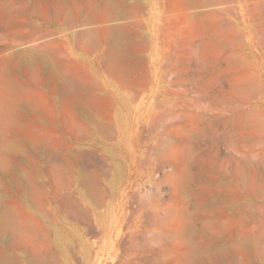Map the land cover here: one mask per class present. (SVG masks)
<instances>
[{
	"label": "rangeland",
	"instance_id": "374dc122",
	"mask_svg": "<svg viewBox=\"0 0 264 264\" xmlns=\"http://www.w3.org/2000/svg\"><path fill=\"white\" fill-rule=\"evenodd\" d=\"M112 2L0 0V102L14 90L20 97L9 119L19 131L12 125L9 137L0 135V193L12 211L19 203L43 219L25 199L36 189L37 196L43 195L45 188L37 187L47 173L92 172L118 185L129 172L133 145L142 174L130 190L139 192L138 198L124 199V207L115 201L106 211L108 221L119 222L117 230L103 238L87 237L100 240L101 262L85 259L84 247L77 243L81 227L53 205L45 207L54 215L44 221L51 240L47 251L77 255L73 264H123L130 258L136 264L141 254L146 258L151 250H164L160 262L151 257L142 263L190 264L184 251L195 241L212 249L191 264H264V0ZM134 7L154 21L155 31L131 24ZM117 25L124 26L121 39L132 56L125 64L104 58L110 46L107 26ZM53 66L62 71L59 76ZM1 73L12 79H2ZM68 77H77L79 92L90 96L83 106L61 90L74 81ZM0 110L3 119L1 103ZM2 137L14 143L3 144ZM31 142L41 147L35 151ZM70 191L75 203L92 205L90 198H80L78 187ZM8 197L15 204L19 198L18 203ZM8 237L13 238L11 231ZM5 246L0 237V250ZM6 255L25 254L8 252L0 260Z\"/></svg>",
	"mask_w": 264,
	"mask_h": 264
},
{
	"label": "bare ground",
	"instance_id": "6f19581e",
	"mask_svg": "<svg viewBox=\"0 0 264 264\" xmlns=\"http://www.w3.org/2000/svg\"><path fill=\"white\" fill-rule=\"evenodd\" d=\"M97 1V0H96ZM184 1V0H182ZM190 0H188L189 2ZM209 1V0H207ZM214 1V0H213ZM224 1V0H223ZM12 2V1H11ZM140 2V1H139ZM212 2V0H211ZM10 3L7 2V4ZM13 3V2H12ZM89 3V1H88ZM107 3V2H106ZM112 3H115L114 0ZM186 3V1H185ZM223 3V2H222ZM6 4V5H7ZM16 4V3H15ZM108 4H111V3H108ZM132 4V3H131ZM216 4V2H215ZM104 5V4H103ZM139 5V4H138ZM182 5H185V4H182ZM97 6V5H96ZM110 6V5H109ZM120 6V5H119ZM193 6V5H192ZM116 7V6H115ZM187 7V5H186ZM191 7V5H190ZM194 7V6H193ZM81 8V6H80ZM113 8V7H112ZM119 8V7H118ZM111 9V7L109 8ZM114 9V8H113ZM130 9V8H129ZM194 9V8H193ZM227 9V8H226ZM81 10V9H80ZM115 10V9H114ZM118 10V9H117ZM144 10V9H143ZM189 10V9H188ZM219 10V9H218ZM90 11V10H89ZM113 11V10H112ZM128 10H126L127 12ZM77 12V11H76ZM120 12V11H119ZM125 12V11H124ZM130 12V11H129ZM133 12V11H132ZM192 12V11H191ZM230 12V11H229ZM71 13V12H70ZM78 13V12H77ZM76 13V14H77ZM89 13V12H88ZM96 13V12H94ZM109 13H111L109 11ZM146 13V12H145ZM100 14V13H99ZM114 14V12H113ZM130 14V13H129ZM177 14V13H176ZM88 15V14H87ZM90 15V14H89ZM104 15V14H103ZM174 15V14H173ZM192 15V14H191ZM195 15V14H194ZM9 16V15H8ZM7 16V17H8ZM68 16V15H67ZM66 16V17H67ZM91 16V15H90ZM89 16V17H90ZM107 16V15H106ZM109 16V15H108ZM208 16V15H207ZM92 17V16H91ZM123 17V16H122ZM125 17V16H124ZM99 19V16L97 17ZM109 18V17H108ZM114 18V17H113ZM126 18V17H125ZM85 19V18H84ZM87 19V18H86ZM85 19V22H87ZM92 21H94L92 18H90ZM111 19V18H109ZM108 19V20H109ZM121 19V18H120ZM128 19H130L131 21V24L134 26V27H137V28H140V29H152L153 31H155V26L154 24H152L153 22H151L150 18L149 17H146L144 14L141 13V11L138 9V8H135L134 7V12H133V15L132 16H129ZM175 19V18H174ZM223 20V18H221ZM90 20V23H92V21ZM103 20V19H102ZM105 20V19H104ZM103 20V21H104ZM113 20V19H112ZM71 21V20H70ZM75 21V20H74ZM111 22V21H110ZM114 22V21H113ZM180 22V21H179ZM231 22V21H230ZM70 23V22H69ZM89 23V22H88ZM87 23V24H88ZM95 23V21H94ZM187 23V22H186ZM198 23V21L196 22ZM74 24V23H73ZM122 24V23H121ZM124 24V22H123ZM122 24V25H123ZM169 24V22H168ZM179 24V23H178ZM77 25V24H76ZM108 25V24H107ZM191 25V24H190ZM196 25V24H194ZM198 25V24H197ZM218 25V24H217ZM230 25V23H229ZM228 25V26H229ZM110 26V25H109ZM109 26H107L106 28L108 29V35L110 37H107V40L110 39V46H108L109 48L107 49V52L105 54L106 57H104L105 59L107 58L109 61L117 64H121V63H124V61L126 60H131L132 59V56H131V53L129 52V50L127 49V47L123 44L122 42V39H121V35L123 32H125V29H124V26H121V25H117L115 27H112L109 28ZM112 26V25H111ZM131 26V25H130ZM98 27V26H97ZM96 27V29H97ZM163 28V26H161ZM160 27V28H161ZM223 27V26H222ZM230 27V26H229ZM95 28V27H94ZM93 28V29H94ZM105 28V27H104ZM127 28V27H126ZM128 28L130 29V27L128 26ZM15 29V28H13ZM106 29V30H107ZM164 29V28H163ZM173 29V28H172ZM231 29V28H230ZM218 30V29H217ZM89 31V30H87ZM130 31V30H129ZM133 31V30H132ZM150 31V30H149ZM163 32L160 31V33H164V30H162ZM91 32V31H89ZM104 32V31H103ZM102 32V33H103ZM127 32V31H126ZM218 32V31H217ZM227 32V31H226ZM229 32V31H228ZM234 32V31H233ZM88 33V32H87ZM129 33V32H128ZM131 33V32H130ZM178 33V32H177ZM202 33V32H201ZM93 34V33H92ZM91 34V35H92ZM126 34V33H125ZM159 34V32L157 33V35ZM217 34V33H216ZM263 34V33H262ZM82 35V34H81ZM80 35V36H81ZM88 35V34H87ZM107 35V34H106ZM107 35V36H108ZM127 35V34H126ZM137 35V34H136ZM139 35V34H138ZM141 36V34H140ZM203 36V35H202ZM93 37V36H92ZM124 37V36H123ZM135 37V36H134ZM198 37V36H197ZM217 37V36H216ZM90 38V36H89ZM94 38V37H93ZM92 38V39H93ZM179 38V37H178ZM203 38V37H201ZM224 38V36H223ZM235 38V37H233ZM239 38V37H238ZM125 39V38H124ZM129 39V38H128ZM220 39V38H219ZM133 40V38H132ZM203 40V39H201ZM234 40V39H233ZM236 40V39H235ZM97 41V40H96ZM127 41V40H126ZM140 41V40H139ZM142 41V40H141ZM188 41V40H187ZM200 41V39H199ZM132 41H130L131 43ZM144 42V41H143ZM195 42V41H193ZM100 43V42H98ZM97 43V44H98ZM135 43V42H134ZM94 44V43H93ZM96 44V43H95ZM102 44V43H101ZM140 44V43H139ZM230 44V43H228ZM233 44V42H232ZM237 44V43H236ZM129 46V44H127ZM144 45V43H143ZM146 45V44H145ZM197 45V44H196ZM231 45V44H230ZM234 45V44H233ZM231 45V46H233ZM130 46H133V44L131 43ZM135 46V45H134ZM149 47V45H147ZM237 46V45H236ZM138 47V46H137ZM139 47H142V46H139ZM136 48V47H135ZM145 48V46H144ZM182 48L181 46L178 47L177 49H180ZM199 48V47H198ZM130 49V48H129ZM132 49H134L132 47ZM140 49V48H139ZM223 49V48H222ZM138 51V50H137ZM134 52V51H133ZM26 54V53H25ZM5 55V54H4ZM9 55V54H8ZM3 58V56H2ZM1 58V60H2ZM10 58V57H9ZM39 58V57H38ZM138 58V56H137ZM187 58V57H185ZM104 59V60H105ZM142 59V58H141ZM16 60V59H15ZM137 60V59H136ZM140 60V59H139ZM137 60V61H139ZM179 60V59H178ZM106 61V60H105ZM107 61V62H109ZM135 61V60H134ZM172 61V60H171ZM174 61H176V63L178 64H181L179 62H177L176 59H174ZM183 61V60H182ZM181 61V62H182ZM55 62V61H54ZM187 62V61H186ZM19 63V61H18ZM52 63V62H51ZM58 63V61H57ZM132 63V62H131ZM136 63V62H134ZM133 63V64H134ZM140 63V62H139ZM189 63V62H188ZM195 63V62H194ZM5 64V63H4ZM45 64V62L43 63ZM59 64V63H58ZM125 64V63H124ZM20 65V64H18ZM50 65V64H49ZM114 65V64H113ZM123 65V64H122ZM136 65V64H135ZM142 65V64H141ZM168 65V64H166ZM165 67H168V66H171V65H168ZM1 66V65H0ZM4 66V65H3ZM7 66V64H6ZM15 66V65H14ZM13 66V67H14ZM112 66V65H111ZM117 66V65H116ZM129 66V65H128ZM138 66V65H137ZM178 66V65H176ZM2 67V66H1ZM42 67V66H41ZM54 67V66H53ZM119 67V66H118ZM127 67V65H126ZM130 67V66H129ZM172 67V66H171ZM52 68V67H51ZM55 71H56V68L58 67H54ZM238 68V67H237ZM7 69V68H6ZM62 69V68H60ZM59 69V70H60ZM110 69V68H109ZM132 69V68H131ZM130 69V70H131ZM136 69H138L136 67ZM119 70V69H117ZM121 70V69H120ZM54 71V72H55ZM61 71V70H60ZM58 73V70L56 71V74L58 73V76L59 74L62 73ZM133 70H131L132 72ZM137 71V70H136ZM174 71V69H173ZM176 71V70H175ZM223 71V70H222ZM1 72V70H0ZM9 72V71H8ZM53 72V71H51ZM53 72V73H54ZM122 72V71H121ZM130 72V71H129ZM138 72V71H137ZM145 72V71H144ZM6 74V72H4ZM64 73V72H63ZM125 73V72H124ZM180 72H178L179 74ZM219 73V72H218ZM55 74V75H56ZM118 74V73H117ZM116 74V75H117ZM123 74V73H122ZM121 74V76H122ZM131 74V73H130ZM177 73H175L174 75H176ZM4 76L5 75L3 73H1V76ZM16 75V73H15ZM54 75V74H53ZM54 75V76H55ZM65 75V74H64ZM114 75V74H113ZM127 73L124 75L126 76ZM141 75V74H140ZM143 75V74H142ZM145 75V74H144ZM165 76L167 74H164ZM219 75V74H218ZM3 76H2V79H3ZM11 76V74H10ZM52 76V77H54ZM61 76V75H60ZM147 76V75H146ZM236 76V75H235ZM7 77V76H6ZM5 77V78H6ZM16 77V76H15ZM67 77V76H66ZM128 78V76H126ZM125 77V78H126ZM133 77V76H132ZM149 77V76H148ZM182 77V76H181ZM1 78V77H0ZM4 78V79H5ZM9 79V77H7ZM6 78V79H7ZM68 78H73V77H68ZM77 78V77H76ZM75 78V79H76ZM119 78V77H118ZM131 78V77H130ZM139 78V77H138ZM143 78V76H142ZM147 78V77H146ZM12 79V78H10ZM9 79V80H10ZM49 79V78H48ZM55 79V77H54ZM69 79V80H70ZM74 79V78H73ZM72 79V80H73ZM74 79V81H71L69 83L71 84H68V83H65L64 84V87L63 89V93L67 96V99L69 98H77L81 105L80 106H83L84 103L86 104V102H88V100L90 101V96L86 95L84 96V92H82V94H84L82 96L81 92H79V90L77 89V85H78V81L77 84H76V80ZM123 79V78H122ZM121 79V80H122ZM178 79V78H177ZM173 80L172 82L174 83L175 81H179L180 78L177 80ZM197 79V78H196ZM209 79V77H208ZM1 80V79H0ZM78 80V78H77ZM127 80V79H126ZM129 80V79H128ZM141 80V79H140ZM147 80V79H146ZM2 81V80H1ZM15 81V80H13ZM13 81L11 80V83H13ZM123 81V80H122ZM187 81H189L187 79ZM198 81V80H197ZM210 81V80H209ZM10 82V81H9ZM45 82V80H44ZM126 82V81H125ZM124 82V83H125ZM128 82V81H127ZM195 82V81H194ZM193 82V84H194ZM7 83V82H6ZM36 83H37V80H36ZM145 83V82H144ZM200 83V82H199ZM219 83V82H218ZM217 83V84H218ZM10 84V83H9ZM62 84V83H61ZM139 84V83H138ZM137 84V85H138ZM147 84V82H146ZM196 84V83H195ZM37 85V84H36ZM63 85V84H62ZM13 86V84H12ZM57 86V85H56ZM197 86V85H195ZM202 86V85H201ZM222 86V85H221ZM4 87V86H3ZM94 87V86H93ZM199 87V86H198ZM209 87V86H208ZM8 88V87H7ZM10 88V87H9ZM17 88V87H16ZM55 88V87H53ZM62 88V87H61ZM93 89V88H92ZM3 90V89H2ZM12 90V89H11ZM18 90V89H17ZM30 90H33L31 89L30 87ZM13 91V90H12ZM36 91V89L34 90ZM53 90H51L52 92ZM54 91H56L54 89ZM138 91V90H137ZM0 92H1V89H0ZM4 92V93H3ZM3 94L5 95L6 91L3 90ZM15 92V90L13 91ZM13 92L9 93V95L3 100L0 102L1 103V107H3L4 109V114H3V119H4V123L2 122V124L0 125V129H1V132H0V135H2V133L6 136L9 137V134L11 133L12 131V125L13 126H16V129H17V122L14 121L15 124H13V121H11L13 118H12V114L15 110V107L16 106H19L17 105V103L19 102V99L20 97L17 95H15ZM21 92V91H20ZM165 92V91H163ZM60 93V92H59ZM91 94V92H89ZM62 94V93H61ZM81 94V96H80ZM87 94V92H86ZM202 94V93H200ZM20 95V94H19ZM98 95H101V94H98ZM23 96H25V94H23ZM94 96V95H92ZM200 96H203V95H200ZM92 98V97H91ZM201 98V97H200ZM34 99H32L31 101V104L30 105H34L35 102H33ZM77 100V101H78ZM26 101H24L25 103ZM93 102V101H92ZM78 103V102H77ZM79 103V104H80ZM89 103H87L88 105ZM91 104V102H90ZM115 104V103H114ZM29 105V104H28ZM113 105V104H112ZM113 107V106H112ZM80 108V107H79ZM33 109V108H32ZM84 109V108H83ZM89 109V108H88ZM2 110V109H1ZM0 110V115L2 113V111ZM37 110V108L35 109ZM33 110H30V112L32 113V115H34V117H36V113L33 114L32 112ZM104 111V110H103ZM101 112V111H99ZM98 112V113H99ZM16 113V112H15ZM91 113V112H89ZM44 114V113H43ZM86 114V113H85ZM93 114V113H92ZM25 116V114H23ZM45 115V114H44ZM47 115V114H46ZM45 115V116H46ZM104 115V114H103ZM56 116V115H55ZM11 117V120H9ZM47 117V116H46ZM93 118V117H92ZM1 119H2V115H1ZM2 119V120H3ZM37 119V118H36ZM52 118L50 117V120L49 121H53V119L51 120ZM9 121L12 122V124L9 123ZM29 121V120H28ZM38 122H40L39 120H37ZM55 122V121H54ZM101 124L102 123H98L100 129H104L106 126L105 124L102 125V128L101 127ZM23 125V124H22ZM55 125V123H54ZM59 126V125H58ZM15 129V130H16ZM19 129V127H18ZM17 129V130H18ZM40 129V128H39ZM14 130V131H15ZM25 130V129H24ZM49 130V129H48ZM105 130V129H104ZM103 130V131H104ZM19 131V130H18ZM33 131V130H32ZM35 131V130H34ZM102 132V131H101ZM105 132V131H104ZM32 132H28V134H31ZM33 134V133H32ZM3 135V136H4ZM27 135V134H25ZM24 135V137H25ZM40 135V134H39ZM43 135H46V132L45 134ZM4 136V137H6ZM12 137V136H11ZM42 138H45V136H41ZM40 137V138H41ZM3 138V137H2ZM1 138V139H2ZM26 138V137H25ZM38 139V140H41V139ZM4 139V138H3ZM2 139V140H3ZM46 139V138H45ZM50 139V138H49ZM3 142V144L5 145H8V144H12V142L14 143V141H12L10 138H5ZM30 140V139H29ZM16 141H19V140H16ZM43 141V144L46 143L45 140H42ZM47 141V139H46ZM7 142V143H6ZM1 143V142H0ZM50 143V142H49ZM48 143V145H49ZM2 144V143H1ZM47 144V143H46ZM45 146V145H44ZM51 146V145H50ZM1 147H3L1 145ZM18 147V146H17ZM30 147L37 151V149H39L41 147V145L39 143H36V142H31L30 143ZM43 147V146H42ZM135 146L131 145L130 147V154H131V157H130V160H131V164L129 166V172L127 174H122L121 177H120V183L118 185H116L113 181V178H111V180L109 182H106V179H108V176L107 178H104L102 177V175H99V174H95V173H92L90 172V174L88 173H85L84 172H78V171H70V173H66V172H63V171H53V172H50V173H47L46 174V182L41 185V186H38L37 188H41L42 186L45 188V192L43 193V195L40 197V196H37V193H38V190H34L32 191V194H30L29 197H27L25 199V202L31 206H34L35 207V210L40 213V215L42 216L43 219L39 218L37 215H35L33 212L31 211H27L26 208L24 207V205H21L18 203V200L16 201L18 203V209L16 210H13L12 211V207H10V204H8L6 201H5V196L6 195H3V193L1 194L0 193V237H2L3 239V242L5 243V247H1L2 250H0V256L2 257L4 254H7L8 252H12V253H15V252H21V253H24V258H22V256H16L14 259L12 258V255H10V257L13 259L12 261H9L11 260L10 257H7L4 256V257H7V259H2L0 260V264H10L11 262L13 264H25L24 261H26L28 264H73L74 262V259H77V255H76V258H74V256H70V255H67V254H59L57 252H53L51 250L47 251L48 250V247L51 246V240L49 239V231L47 229V227L45 226V223L44 221H52L54 219V215L52 214H49L47 212H45V207L47 205H53L54 209H60V210H63L64 212L68 213L69 216L74 219L77 224H79V227H81L82 229V233L81 235L78 237L77 239V243L84 249V253H85V259L87 261H91L92 258L94 257V261H99V263L101 262L102 260V246H97L98 244V241L100 242V240H94L93 242H90L89 238L87 237H97V235L99 234L101 238L107 236L108 234L114 232L115 230H117V227H118V224L119 222L117 220H112L111 221H108L106 218H105V214H106V211H109L113 208V206L115 205V201H116V204L120 207H124L126 205V202H124V199H127V201L129 199H136L138 198V193H136L135 191H131L130 189L132 188L131 186H134L138 180L140 179L141 177V174L142 172L138 169L137 164V155L135 154ZM15 148V147H13ZM25 148V146H24ZM44 148V147H43ZM52 148V147H50ZM3 149H5L3 147ZM46 149V148H45ZM44 149V150H45ZM8 150V149H7ZM25 150V149H24ZM23 150V151H24ZM48 150V149H47ZM51 150V149H50ZM15 151V150H14ZM39 151V150H38ZM49 151V150H48ZM47 151V152H48ZM2 152H0L1 154ZM4 153V152H3ZM25 155V151L24 153H22ZM21 154V155H22ZM27 154V153H26ZM45 154V153H44ZM50 154V153H49ZM39 155V154H38ZM26 156V155H25ZM48 156V155H47ZM46 156V157H47ZM2 158V157H0ZM34 159V156L32 157ZM45 159V158H44ZM35 160V159H34ZM36 162H38L36 160ZM15 163V162H14ZM4 163H1L0 165V168L3 167ZM11 165V164H10ZM25 165V164H24ZM8 166V164H7ZM5 167V165H4ZM16 167V166H15ZM2 169V168H1ZM18 169V168H17ZM5 170V169H4ZM6 171H8V169H6ZM10 172V171H9ZM23 172V171H22ZM19 174V173H18ZM26 176V175H25ZM33 176V175H32ZM13 178V177H12ZM110 178V177H109ZM9 180V178H8ZM9 182V181H8ZM11 182V181H10ZM42 182V181H41ZM3 183V182H2ZM19 183V182H18ZM4 184V183H3ZM42 184V183H40ZM103 184H107V188L103 187ZM6 185V184H4ZM31 186H32V182H31ZM73 186H76L79 188V193H80V198L83 199L82 197L84 198H90L92 200V205L89 207V206H86L87 204H85V206L83 205V203L79 202L78 203H75V201L73 200L74 197L72 196V193H71V189L73 188ZM1 187V186H0ZM34 187V186H32ZM131 187V188H130ZM30 188V186H29ZM9 189V188H8ZM19 189V188H17ZM7 190V188H6ZM10 190V189H9ZM65 191V192H64ZM34 192V193H33ZM71 193V197L69 196V194ZM11 193V192H10ZM20 195L23 196L25 191L23 190H20ZM31 193V192H30ZM15 194V193H13ZM40 195V192L38 193ZM16 196H18L17 194H15ZM32 195V196H31ZM40 197V198H39ZM9 198V197H8ZM6 198V199H8ZM21 198V197H20ZM23 199V198H22ZM12 200V199H11ZM8 201H10V198L8 199ZM14 201V200H12ZM10 201V202H12ZM24 202V200H22ZM130 201V200H129ZM15 202V201H14ZM12 202V203H14ZM78 202V200H77ZM16 203V204H17ZM14 203V205H16ZM91 204V203H90ZM83 205V206H82ZM88 207V208H87ZM17 208V206L15 207ZM33 208V207H32ZM14 209V207H13ZM84 209L89 213L91 212L89 215H93L94 216V220H90V218L88 217V213H87V216L84 214ZM51 211V210H50ZM31 212V213H30ZM49 212V211H48ZM52 212V211H51ZM33 213V214H32ZM110 213V212H109ZM85 215V216H84ZM186 228V227H184ZM188 228V227H187ZM56 229V228H55ZM58 230V229H57ZM9 231H11V234L13 236V238L11 237H8V233ZM186 231V229H185ZM180 233V232H179ZM187 233V231H186ZM183 235V234H182ZM99 237V238H100ZM185 237V236H184ZM97 238V239H99ZM100 238V239H101ZM179 238V237H178ZM183 238V237H182ZM105 239V238H104ZM187 239V238H186ZM185 239V240H186ZM190 240V238H189ZM189 240L187 239V241L189 242ZM191 243V242H190ZM198 243H196L195 241L193 242L192 241V244L191 246L188 244L189 248L187 251H184L185 252V258H186V262H189L190 264L193 262V260L202 255L204 253V255H207V252L206 250L208 251L209 249H212L210 248L209 245H205L203 244V246H199L197 245ZM209 244V243H208ZM100 245V244H98ZM70 246V244L68 245ZM77 247V246H76ZM98 248V249H96ZM208 248V249H207ZM46 250V251H45ZM154 250V249H153ZM150 251V250H149ZM149 251L147 254H149ZM164 250H162L163 252ZM152 252V256H149L146 257L148 259H146L144 256H142V254L140 255V257H138L139 262H137L136 260V264H144L142 262L144 261H147L149 259H151V257H154L152 259H155L157 260L158 257L160 258V255H163L162 252L160 254V251L158 252V250H154V251H150ZM94 253H95V256H94ZM145 253V254H146ZM75 254V253H74ZM77 254V253H76ZM61 255V256H60ZM123 255V254H122ZM144 255V254H143ZM151 255V254H150ZM9 256V255H8ZM138 256V255H137ZM162 257V256H161ZM126 258V257H125ZM136 259V256L134 257ZM146 260H145V259ZM182 258V257H181ZM164 260V258H162ZM183 259V258H182ZM133 260V259H132ZM143 260V261H142ZM130 262L131 261V258L129 259ZM128 260H124L123 264H130ZM151 261V260H150ZM154 261V260H152ZM159 261V259H158ZM10 262V263H9ZM149 262V261H148ZM154 262H157V261H154ZM153 262V263H154ZM160 262V261H159ZM11 263V264H12ZM98 263V264H99ZM119 264V263H118ZM133 264V263H131ZM135 264V263H134ZM150 264V263H148ZM161 264V263H160ZM182 264V263H181ZM186 264V263H185ZM188 264V263H187Z\"/></svg>",
	"mask_w": 264,
	"mask_h": 264
}]
</instances>
